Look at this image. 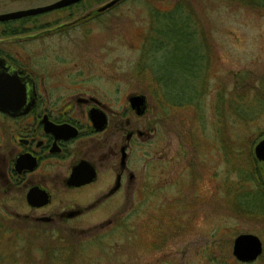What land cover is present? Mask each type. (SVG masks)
Returning a JSON list of instances; mask_svg holds the SVG:
<instances>
[{
    "label": "rangeland",
    "instance_id": "374dc122",
    "mask_svg": "<svg viewBox=\"0 0 264 264\" xmlns=\"http://www.w3.org/2000/svg\"><path fill=\"white\" fill-rule=\"evenodd\" d=\"M0 1L11 8L54 0ZM179 2L192 18V50L199 54L189 80L181 63L190 52L178 31L167 32L176 41L171 51L155 42L159 51L143 46L157 10ZM73 9L70 21L92 11L98 18L36 42L4 38L0 49L67 51L86 90L117 111L126 110L129 95H145L157 131L154 140L135 146L134 183L115 196L100 199L103 184L76 192L59 186L48 207L31 209L0 184V264H264L261 200L251 212L238 203L264 195V165L251 156L264 138V8L238 0H85ZM48 17L45 26L54 28ZM160 138L174 160L158 157ZM71 209L80 214L59 217ZM44 216L53 220L40 222ZM241 233L261 239L256 262L232 255ZM62 244L67 251L51 259L50 248Z\"/></svg>",
    "mask_w": 264,
    "mask_h": 264
},
{
    "label": "flooded vegetation",
    "instance_id": "af4514ba",
    "mask_svg": "<svg viewBox=\"0 0 264 264\" xmlns=\"http://www.w3.org/2000/svg\"><path fill=\"white\" fill-rule=\"evenodd\" d=\"M56 1L11 8H5L7 2L0 1L3 8L0 15ZM84 1L0 20V41L13 37L21 41L28 37L36 42L40 37L63 36L68 29L98 18V13L92 11L69 20L67 13ZM48 15L54 19V28L45 26L49 23ZM26 29L28 33H24ZM70 57L67 51L36 49L30 53L25 49L12 52L0 49V88L25 87L26 95L23 97L22 92L17 98L16 113L0 111V184L19 193L31 209L48 207L54 200L55 187L59 186L66 192H76L103 184L104 192L101 189L99 197L106 199L115 196L123 186L133 185L135 148L143 141L154 140L157 131L156 122L147 118L150 106L145 95L138 107L129 101L136 94L129 95L126 110L117 111L97 92L86 90L80 67L69 65L75 59ZM29 58L30 65L26 62ZM160 140L163 144L158 157L174 160L175 155L168 157L166 138ZM41 194L49 200L47 204L39 207L28 204V196L38 199ZM78 214L79 210L71 209L62 211L59 217L70 219ZM38 220L48 223L53 219L44 216Z\"/></svg>",
    "mask_w": 264,
    "mask_h": 264
},
{
    "label": "trees",
    "instance_id": "16d2710c",
    "mask_svg": "<svg viewBox=\"0 0 264 264\" xmlns=\"http://www.w3.org/2000/svg\"><path fill=\"white\" fill-rule=\"evenodd\" d=\"M238 1H242L244 4L264 8V0H238ZM186 11L187 10L185 9V4H181V2H179L177 4V6H175L173 9H170L169 11L168 10L167 11L157 10L156 19L158 21L155 20V16H153V21H152L153 24L151 25L152 29L150 31V34L147 37H144L143 46H144L145 51H148L149 50L148 48H151V47L154 48V51H159L160 46L164 45V48L162 50L165 52L168 51L167 50L168 46L169 47L171 46L172 47L170 49V51H171L175 48L176 41L174 38L167 37V32L170 29H175L176 31H178L180 33V35L182 37H184L186 40L185 43H183V49L185 51L188 50L190 52V55L188 54L189 56L186 57V61L181 63V65L183 67H185V69L183 70L185 72L184 74L187 76L186 78H188V80H189L191 78L188 76V73L190 74V72L192 71V70H190V68L193 67L194 64L196 65V63L199 59V54L193 53V50H192V49L196 48L195 42L193 41L194 38L192 37L193 36L192 33L194 31L191 29L192 18L187 15L188 12H186ZM191 16L193 17V15H191ZM161 28L163 31L161 30ZM154 42L157 45H160L157 49L155 46L152 45V43H154ZM189 43H191V44L189 45ZM146 47H148L147 48L148 50H146ZM189 88H190V86H189ZM188 97H189V95H188ZM251 156L253 159V163H255V162L258 163V160L255 158L254 154L253 155L251 154ZM259 163L262 164L261 162H259ZM256 174L260 178L261 173H259V172L255 173L254 178H256ZM254 178H253V174H252V179H254ZM262 185H264V184H262ZM258 196H259V198L257 196H253V198L251 197L250 199L247 196L242 197L241 199L238 200V203L242 207H244L243 208L244 210L251 212V211H254L251 209L252 203L260 199L261 200L260 211L262 212L264 209V195L258 194ZM1 235L2 234L0 233V242H1ZM56 240L63 241L65 239L62 237H58V238H56ZM50 251L51 252H49V257H51V259L53 258V260H54L58 256L61 257L62 251H67V248H65V246L62 244V246H56V248L54 246H52L50 248ZM9 256H12V255H9ZM2 257H3V252H0V259Z\"/></svg>",
    "mask_w": 264,
    "mask_h": 264
},
{
    "label": "water",
    "instance_id": "95a60500",
    "mask_svg": "<svg viewBox=\"0 0 264 264\" xmlns=\"http://www.w3.org/2000/svg\"><path fill=\"white\" fill-rule=\"evenodd\" d=\"M80 0H58L51 5H47L39 8H32L28 10H20L16 12H10L7 14L0 15V20L17 18L24 15H30L34 13H39L42 11L51 10L58 7H63L70 5L72 3L78 2ZM17 80V79H16ZM25 87H5L0 88V111L7 113H16V101L17 98L25 95ZM23 99V98H22ZM23 101V100H22ZM129 101L133 107H138L143 104L144 96L143 95H133L130 96ZM25 103V102H23ZM22 103V104H23ZM32 104V101L29 105ZM254 155L257 160L264 163V138L260 139L254 146ZM41 194V197L36 199L35 197L28 196L27 202L32 207H39L45 205L49 200ZM262 253V242L257 235L251 233H241L238 234L232 244V255L241 262H251L257 259Z\"/></svg>",
    "mask_w": 264,
    "mask_h": 264
}]
</instances>
